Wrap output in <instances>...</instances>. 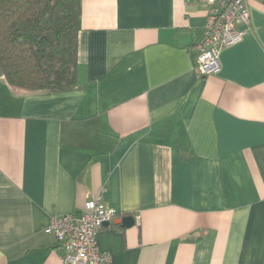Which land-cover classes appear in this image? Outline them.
<instances>
[{"label":"crops","instance_id":"0c3cea01","mask_svg":"<svg viewBox=\"0 0 264 264\" xmlns=\"http://www.w3.org/2000/svg\"><path fill=\"white\" fill-rule=\"evenodd\" d=\"M211 1L82 0L77 89L0 73V264H63L46 229L98 199L112 264H264V3L204 77Z\"/></svg>","mask_w":264,"mask_h":264},{"label":"trees","instance_id":"16d2710c","mask_svg":"<svg viewBox=\"0 0 264 264\" xmlns=\"http://www.w3.org/2000/svg\"><path fill=\"white\" fill-rule=\"evenodd\" d=\"M82 0H0V73L26 91L78 88Z\"/></svg>","mask_w":264,"mask_h":264},{"label":"built area","instance_id":"2783aa9c","mask_svg":"<svg viewBox=\"0 0 264 264\" xmlns=\"http://www.w3.org/2000/svg\"><path fill=\"white\" fill-rule=\"evenodd\" d=\"M252 0H213L201 38L194 45L197 72L204 77L221 72L220 55L224 48L242 41L249 30ZM264 3V0H261ZM244 25L243 29H239ZM118 216L117 210L100 199L89 201L80 217L72 214L53 217L46 232L52 234L65 251L63 264H112L97 236Z\"/></svg>","mask_w":264,"mask_h":264},{"label":"water","instance_id":"95a60500","mask_svg":"<svg viewBox=\"0 0 264 264\" xmlns=\"http://www.w3.org/2000/svg\"><path fill=\"white\" fill-rule=\"evenodd\" d=\"M123 227L129 228L135 225V219L132 217H126L122 221Z\"/></svg>","mask_w":264,"mask_h":264}]
</instances>
